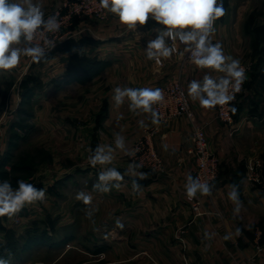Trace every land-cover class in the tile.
Masks as SVG:
<instances>
[{
    "label": "rangeland",
    "instance_id": "1",
    "mask_svg": "<svg viewBox=\"0 0 264 264\" xmlns=\"http://www.w3.org/2000/svg\"><path fill=\"white\" fill-rule=\"evenodd\" d=\"M61 4L45 14V18ZM223 4L225 14L220 19L226 17L230 7L242 9L244 15L240 31L244 40L236 57L247 71L243 89L232 102L236 109L234 120L264 118L262 112L252 107L253 101L264 99V89L260 87L264 88V0H223ZM85 21L99 23L92 19L79 23ZM150 23L156 24L151 18L147 24ZM146 31L141 29L139 33L144 41ZM63 45L46 50L39 63L22 56L14 69L0 72V181L8 179L17 187L16 181L22 179L46 190L43 202L26 205L11 218L0 217V258L8 264H118L121 228L116 227V221L121 215L136 212L131 182L143 185L146 180L134 173L147 174L152 169L136 146L144 130L154 124L138 127L133 120H125L126 124L133 123V127H124L123 120L118 118V105L109 100L108 94L112 97V92L105 89L123 85L129 70L118 71L116 62L113 71H108L113 74L105 75L102 72L108 67L96 64V73L105 77L97 76L74 85L68 72H81L95 63L91 64L86 52L74 53L70 46L63 50L70 59L61 65L54 55ZM28 46L23 37L18 45H13ZM112 49V55L118 56V46ZM126 54L129 52H123ZM139 65L143 66L141 62ZM117 133L125 140L133 138L132 144L125 145L126 151H113L111 165L91 166L88 158L98 145L115 149ZM130 164L141 167L129 169ZM107 167H115L129 183L123 186L120 181H111L108 185L111 191L94 190L93 185L99 183L98 174ZM247 167L264 187L263 160L251 162ZM117 183L119 188L112 187ZM80 191L92 195L91 205L76 199ZM134 194L141 198L140 192ZM86 212H91V219ZM124 222L121 223L125 227ZM129 242L130 235L125 244L128 247Z\"/></svg>",
    "mask_w": 264,
    "mask_h": 264
},
{
    "label": "crops",
    "instance_id": "2",
    "mask_svg": "<svg viewBox=\"0 0 264 264\" xmlns=\"http://www.w3.org/2000/svg\"><path fill=\"white\" fill-rule=\"evenodd\" d=\"M63 1L33 0V3L41 4L47 14ZM243 16L242 9L230 7L224 20L218 18L211 37L213 43L222 44L225 55L235 59L244 40L240 35ZM81 20L75 21L74 36L53 56L61 65L67 64L70 56L63 50L71 46L74 53L86 52L92 64L95 63L86 71L71 75L74 85L89 82L97 76L101 79L105 77L102 74H113L108 71H113L116 62L118 71L129 70L128 80L123 85L118 84L121 87L157 88L179 80L188 93V84L192 80L202 81L207 74L218 81L225 75L211 69H199L191 61L187 62L184 47H180L181 55L174 53L177 57L167 58L164 67L158 69L154 60L146 58L144 49L149 39H156L157 30L162 27L158 24L137 25L136 31L129 30L109 13L104 22L92 19L98 24L91 21L79 23ZM141 29L147 30L145 41L139 38ZM166 43L172 44L167 38ZM117 46L118 56L112 55V48ZM125 51L129 54L123 55ZM96 64L104 69L108 67V70L96 73ZM114 88L105 89L112 92ZM108 97L113 102L109 94ZM189 99L197 114L196 121L205 128L210 149L220 161L219 177L209 188V195L197 193L196 198L202 202V214L195 215L185 189L188 174L194 180L196 168L192 154L193 124L184 117L161 124L159 134L153 139V147L162 159L163 167L159 172L156 169L147 172L143 179L146 181L142 182L145 187L138 191L141 198L132 190L136 212L118 217L120 222L127 224L118 234V264H264V187L249 180L251 169L247 167L258 159L264 163V118L243 117L236 121L237 131L233 132L231 126L217 119L215 108H201L198 101ZM130 103L125 97L124 103L118 105V118L123 120L124 127H133V123L126 124L129 120L138 127H142L138 123L140 120L145 124L152 123L150 113L140 110H137L138 114L134 113L129 110ZM252 107L264 114V99L253 101ZM133 140H125V145H131ZM125 183L129 182L126 179L120 181L123 186ZM232 186H235L242 205L236 215L235 205L228 195ZM237 228L241 230L239 234ZM257 229L262 231L261 251L255 241ZM129 235L130 247L125 245Z\"/></svg>",
    "mask_w": 264,
    "mask_h": 264
},
{
    "label": "clouds",
    "instance_id": "3",
    "mask_svg": "<svg viewBox=\"0 0 264 264\" xmlns=\"http://www.w3.org/2000/svg\"><path fill=\"white\" fill-rule=\"evenodd\" d=\"M99 6L129 30L136 31L137 25H146L150 18L162 26L157 30L156 39L148 41L145 50L148 60L161 64L162 58H170L177 51L175 45L178 41L185 46L184 51L190 53L191 63L197 68L224 73L225 75L218 81L205 74L202 81L189 82L188 95L194 102L198 101L201 108L212 109L218 105L229 104L235 99V93L241 90V85L246 79L245 68L239 59L225 55L222 44L213 43L211 38L215 32V21L225 14L223 0H99ZM58 16L57 12L45 18L42 5L33 3V0H0V72L14 69L22 56L30 57L36 63L43 60L46 48L51 49L55 45L46 34L59 31L61 25ZM38 33L44 36L43 46L31 43L37 38ZM22 37L30 46L13 47L21 42ZM166 38L173 43L171 45L166 43ZM112 92V100L116 105L123 104L126 97L131 102L130 111L150 113L152 124H159V115L153 106L164 101L161 88L117 86ZM232 111L235 112L236 109L232 108ZM138 123L142 127H147L143 120ZM114 143L115 149L109 145H98L88 158L90 165L93 167L111 165L114 159L113 151L116 149L126 151L124 136L117 133ZM91 151L92 149H89V152ZM133 167L138 168L141 165H129V169ZM134 174L141 180L147 177L144 172ZM98 180L99 183L94 184L93 189L106 193L111 191L109 182L122 181L123 176L115 167H107L98 174ZM16 184L17 187H13L8 179L0 181V217L11 218L26 205L43 202L46 198L45 189L22 179L17 180ZM112 187L119 188L120 184H114ZM132 189L139 191L141 185L133 181ZM185 189L188 199L196 197L198 192L202 196L210 194L208 184L198 179L193 180L191 174L187 176ZM228 195L235 205L236 215L242 205L235 186H232V191ZM76 199L87 206L91 205L93 197L87 192L80 191L76 194ZM91 215V212H86L88 219H91ZM116 227L121 229L124 227L119 219L116 221ZM240 231L239 228L236 229L237 234ZM0 264L8 262L0 258Z\"/></svg>",
    "mask_w": 264,
    "mask_h": 264
},
{
    "label": "built area",
    "instance_id": "4",
    "mask_svg": "<svg viewBox=\"0 0 264 264\" xmlns=\"http://www.w3.org/2000/svg\"><path fill=\"white\" fill-rule=\"evenodd\" d=\"M57 12L59 13L58 20L61 26L58 32L54 34H46L49 39L55 42L53 48H46V50H53L63 45L67 40L71 39L74 36L73 27L75 21L81 19H95L100 22H104L108 19V13L100 8L99 0H65L54 13ZM216 22L217 20L215 21L214 26ZM43 41L44 36L38 33L37 38L31 43L33 45L39 43L43 46ZM175 46L177 48V51L175 52L176 54H178V51H180V47L185 48V46L180 44L178 41L176 42ZM184 59L187 62L191 61L190 53L185 52ZM157 65L159 68L164 67L165 59L162 58V63ZM246 71L247 70L245 68V76ZM243 85L244 82L241 85V90L243 89ZM158 88L163 90L164 101L154 105L153 107L159 115L160 122L159 124H154L152 127L144 130L143 135L136 146V149L142 154L143 159L145 162L147 161V164L152 169H160L163 162L153 147V139L159 134V126L176 118H187L193 124L192 154L196 162L194 177L195 180L198 179L202 183H207L210 188L219 177L220 161L210 149L205 128L196 121L195 111L192 107L185 86L181 83V81L176 80L174 82L164 84ZM241 90L235 93V99ZM233 101L223 106L218 105L215 107V109L217 119L222 123L231 126L233 132H236L237 127L232 111ZM249 180L256 181V177H253L251 174L249 175ZM188 201L190 202L191 209L195 215H201L202 202L196 197L188 199ZM261 237L262 231L257 229L255 231V241L258 251H261Z\"/></svg>",
    "mask_w": 264,
    "mask_h": 264
},
{
    "label": "trees",
    "instance_id": "5",
    "mask_svg": "<svg viewBox=\"0 0 264 264\" xmlns=\"http://www.w3.org/2000/svg\"><path fill=\"white\" fill-rule=\"evenodd\" d=\"M72 57H73V58H78V55H72ZM86 61H87V60H86ZM91 64H92V63H91ZM88 68H90V67H88ZM86 70H87V69H85L84 71H86ZM84 71H81V72H73V71H72V72H68V73H70V75H73V74H76V73H78V74H79V73H82V72H84ZM233 108H234V107H233ZM233 114H234V113H233Z\"/></svg>",
    "mask_w": 264,
    "mask_h": 264
}]
</instances>
